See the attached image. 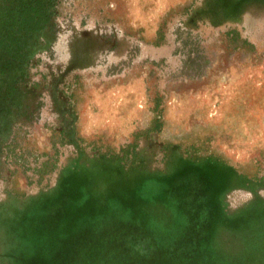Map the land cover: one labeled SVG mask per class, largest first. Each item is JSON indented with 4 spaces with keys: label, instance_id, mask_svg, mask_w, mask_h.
Returning <instances> with one entry per match:
<instances>
[{
    "label": "rangeland",
    "instance_id": "obj_1",
    "mask_svg": "<svg viewBox=\"0 0 264 264\" xmlns=\"http://www.w3.org/2000/svg\"><path fill=\"white\" fill-rule=\"evenodd\" d=\"M0 6V264H264V0Z\"/></svg>",
    "mask_w": 264,
    "mask_h": 264
},
{
    "label": "trees",
    "instance_id": "obj_2",
    "mask_svg": "<svg viewBox=\"0 0 264 264\" xmlns=\"http://www.w3.org/2000/svg\"><path fill=\"white\" fill-rule=\"evenodd\" d=\"M3 1H5V2L9 1V2H13V3L15 2L16 7H17L16 12L18 14V17L20 18V20L18 21L19 28L21 30L23 28L25 32L33 33V32L41 31L46 26V24L50 18V14H47V10L44 8L43 3L44 2L48 3V2L53 1V0H3ZM1 8L2 7L0 6V9ZM4 12H6V11H4ZM9 12H11V11H9ZM43 14H45V16ZM24 19L28 22L24 23V24L22 23V25H21V21ZM20 47H21V44L18 41L17 37H15V34L13 32L0 34V49L5 51V53H7L8 55L9 54L11 55V53L15 52V51L21 52L22 49H20ZM160 106H161L160 99L159 100L156 99L154 101L153 111L156 113L157 118H159V114L161 113ZM155 127H156V129H154L155 131L159 130L160 125H159L158 120L154 121V128ZM131 147L134 148L135 145L133 144V145H131ZM128 154H129V152H128ZM134 154H136V153H134ZM118 159L121 162H123L122 157H119ZM191 173H194L193 169H191ZM197 173H199V172H197ZM64 177H65V175H64ZM64 177H62L61 179H63ZM208 177H209L208 174L205 172V179L208 180ZM186 179H187V182H189V180H191L192 185L198 181V179H196V177L193 176L192 174H190V176L187 177ZM203 180H204V178H203ZM61 182L62 181H60V183ZM89 182L91 183L90 179H89ZM213 183H214V185L211 186V189L210 188L209 189L212 190L211 192L215 193V195L217 196L218 192H220L223 188H221V186H219L221 183V182H219V180H217V182H213ZM85 187H87V184H85ZM87 188H89L90 191L94 190L93 187H91V188L87 187ZM143 190H145V188L140 189L139 187H136L132 190V192L126 191L125 193L128 194L126 196H130L136 201V204L134 203V204H132V206H135V207L141 206L140 208L149 210L148 206H150V203L147 202L148 192L142 193ZM169 190L171 191V188ZM175 191H177V189ZM90 193H92V192H90ZM155 193H157V192H155ZM170 193H173V192L171 191ZM170 193H168V195H167L168 197L167 196L165 197V194H164V197H162L163 199L157 198L158 200L155 199L156 201L152 200L151 202H155V204L154 203L153 204L158 205V208L161 207V209H163V208L165 209V205H166L165 202H170V203L174 204L175 207L177 205L178 206L182 205L181 203H178L179 200H176L178 198L175 197V194H170ZM119 194H121V193H119ZM98 195L103 196L100 193ZM114 196H117V195H114ZM114 196H112V197L110 196L107 198L105 196H103V198H104L103 203L105 204L106 208L110 205V199L114 205H118V206H122V207H127L129 205V204L123 203V200L126 199V196H125V198H123L122 195H119V197L117 198L116 201H114V199H113ZM216 196H214V197H216ZM127 202H128V198H127ZM216 204H217L216 206H218V203H216ZM129 207H130V205H129ZM80 225H82V224H80ZM149 226H151V225H149Z\"/></svg>",
    "mask_w": 264,
    "mask_h": 264
}]
</instances>
